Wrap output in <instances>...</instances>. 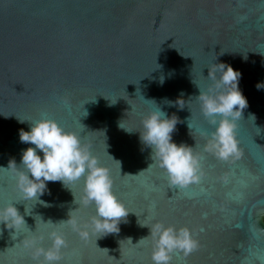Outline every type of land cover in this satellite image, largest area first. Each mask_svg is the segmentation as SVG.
<instances>
[{"label": "water", "instance_id": "water-1", "mask_svg": "<svg viewBox=\"0 0 264 264\" xmlns=\"http://www.w3.org/2000/svg\"><path fill=\"white\" fill-rule=\"evenodd\" d=\"M219 62L241 73L248 102L235 128L241 155L228 160L204 150L215 126L196 97L212 87L208 67ZM262 81L264 0H0V207L12 202L25 221L18 232L0 222V264H41L20 242L43 235L48 247L53 229L67 241L57 264H153L152 238L140 240L150 229L140 223L155 221L188 227L199 244L187 257L173 251L169 264H264ZM181 94L183 108L166 103ZM157 106L178 118L172 141L198 156L197 183L170 187L142 143V120ZM41 118L79 135L109 170L129 211L118 233L96 237L89 228L83 240L58 223L74 210L82 227L90 224L94 204L77 203L83 177L22 198L2 167L21 165L22 151L35 146L19 130Z\"/></svg>", "mask_w": 264, "mask_h": 264}, {"label": "clouds", "instance_id": "clouds-1", "mask_svg": "<svg viewBox=\"0 0 264 264\" xmlns=\"http://www.w3.org/2000/svg\"><path fill=\"white\" fill-rule=\"evenodd\" d=\"M240 77L241 73L230 65L214 63L208 67V79L212 81V87L207 92L200 90L196 96L200 101L202 114L215 126L204 144V150L221 160L239 158L241 155L235 128L243 110L248 107V102L238 87ZM255 86L258 90L264 89V81L257 82ZM115 103L116 101L111 104ZM166 103L183 108L186 101L181 94L174 102ZM249 117L255 120L254 114ZM29 122L28 131L19 130V139L22 143L35 147H27L22 151L20 166L14 159H10L7 167H2L12 173L16 189L22 193V198L38 199L47 191L46 182L60 181L68 187L69 183L79 181L83 177L82 195L77 203L84 206L94 204L95 214L90 224L82 227L79 221L71 216L74 210L69 211L67 220L58 223L67 224L83 240L89 238V228L94 231L96 237L118 233V224L127 217L129 211L112 192L109 170L99 164L88 146L82 144L79 135L63 129L54 119L41 118ZM177 123L178 118L174 114L169 117L157 106L144 117L143 132L139 133L142 143L152 148V157L156 158L159 167L166 171L170 187L183 188L197 183L202 173L199 158L193 154V148L172 141L171 134ZM119 127L129 132L120 126V122ZM37 150L43 153L42 157L38 155ZM74 198L76 202V197ZM0 222L7 228H15L17 232L25 226L23 216L12 202L0 207ZM47 223L57 224L51 220ZM140 225L150 229V234L140 240L152 238L153 264H169L173 251H182L187 257L199 247L198 241L186 226L176 228L159 221ZM48 238L51 241L48 247L39 243L44 239L43 235H26L20 243L30 250L33 259L39 260L42 257L41 264H57L61 259V249L67 247V241L64 235L55 229L48 232ZM128 240L131 241V238Z\"/></svg>", "mask_w": 264, "mask_h": 264}]
</instances>
